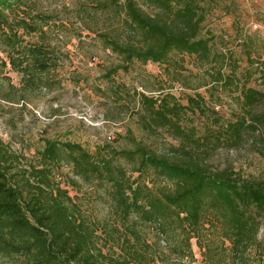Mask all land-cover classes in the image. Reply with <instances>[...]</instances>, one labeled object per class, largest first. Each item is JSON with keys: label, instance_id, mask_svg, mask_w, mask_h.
I'll list each match as a JSON object with an SVG mask.
<instances>
[{"label": "rangeland", "instance_id": "374dc122", "mask_svg": "<svg viewBox=\"0 0 264 264\" xmlns=\"http://www.w3.org/2000/svg\"><path fill=\"white\" fill-rule=\"evenodd\" d=\"M105 1L13 0L6 10L9 24L0 28V138L17 157L11 173L31 170L50 139L77 142L91 151L106 143L119 149L146 145L158 154H169L174 146H194L208 151L214 169L233 167L248 177H263L264 124H258L256 131L245 130L237 142L227 129L242 116L253 122L251 114L264 113V98L254 107H245L240 100L244 85L264 91V0H213L203 30L215 45L213 59L174 52L170 66L134 61L113 74V68L127 62L113 49L111 39L126 42L130 27L111 2L101 5ZM141 2L155 13L154 6ZM33 46H43L47 52L46 71L36 68L27 54ZM221 52L226 55L223 66ZM220 68L223 80L217 78ZM29 77L34 81L28 82ZM142 93L156 98L170 94L175 97L169 99L171 103L177 100L190 106L179 114L187 137L159 121L146 124ZM122 162L128 174L137 177L133 164ZM54 169L53 182L75 195L84 215L99 230L104 250L129 246L113 230L123 221L151 243L148 264H206L195 240L192 261L182 255L177 238L158 224L136 216L121 219L105 189L75 177L67 160ZM146 177L154 187L172 186L153 172ZM124 230L125 235L132 233ZM0 264L18 263L7 258Z\"/></svg>", "mask_w": 264, "mask_h": 264}, {"label": "trees", "instance_id": "16d2710c", "mask_svg": "<svg viewBox=\"0 0 264 264\" xmlns=\"http://www.w3.org/2000/svg\"><path fill=\"white\" fill-rule=\"evenodd\" d=\"M108 1L130 27L126 42L111 39V46L127 64L118 65L110 74L134 61L170 66L174 52L206 60L216 56L212 37L203 33L206 11L213 0H106L101 5L107 7ZM141 1L154 6L155 13L148 12ZM13 4V0H0V28L9 24L6 10ZM27 54L34 58L36 68H49L43 46L30 47ZM221 58L223 66L225 53L221 52ZM217 78H224L221 68ZM33 81L29 77L28 82ZM240 91L245 107H254L264 98V91L252 86L244 85ZM140 95L146 124L159 121L187 137L179 114L190 106L177 100L171 103L169 99L175 97L170 94L161 98ZM191 102L199 106L198 100ZM251 116L253 122L242 116L230 124L227 132L232 141L241 140L245 130L256 131L258 124H264V113ZM15 158L0 138V260L14 259L18 264H148L151 243L141 240L123 221L114 224L113 230L126 238L129 246L122 245L120 250L111 247L110 252L99 245V230L84 215L75 195L53 182L54 165L67 160L75 177L105 189L121 219L136 216L158 224L177 238L184 257L195 260V240L206 264H264V176L248 177L233 167L214 169L208 151L199 147L174 146L171 153L158 154L146 145L119 149L106 143L91 151L77 142L48 139L31 170L11 173ZM123 160L133 164L137 177L128 174ZM149 172L172 186L149 185ZM124 229L132 233L125 235Z\"/></svg>", "mask_w": 264, "mask_h": 264}, {"label": "built area", "instance_id": "2783aa9c", "mask_svg": "<svg viewBox=\"0 0 264 264\" xmlns=\"http://www.w3.org/2000/svg\"><path fill=\"white\" fill-rule=\"evenodd\" d=\"M110 138H112V136H109Z\"/></svg>", "mask_w": 264, "mask_h": 264}]
</instances>
